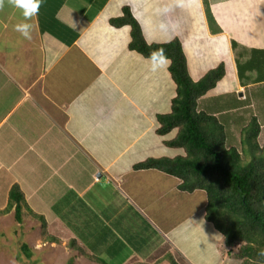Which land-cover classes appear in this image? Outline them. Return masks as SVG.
Masks as SVG:
<instances>
[{"label":"crops","instance_id":"crops-1","mask_svg":"<svg viewBox=\"0 0 264 264\" xmlns=\"http://www.w3.org/2000/svg\"><path fill=\"white\" fill-rule=\"evenodd\" d=\"M123 6L147 42L179 39L193 80L217 64L193 68L207 44L224 74L196 108L215 115L226 138L238 141L255 115L264 142V0H43L31 40L14 30L22 16L6 6L0 12V197L4 203L5 188L17 182L29 207L44 216L47 234L80 242L96 263L161 264L165 252L175 257L200 248L199 236L182 232L190 222H209L202 190L184 192L174 176L131 168L180 149L164 144L175 130L155 131V115L169 111L174 95L168 70L151 71L147 57L128 48L129 26L109 22ZM39 179L44 197L31 187ZM225 258L222 252L218 264Z\"/></svg>","mask_w":264,"mask_h":264},{"label":"trees","instance_id":"trees-1","mask_svg":"<svg viewBox=\"0 0 264 264\" xmlns=\"http://www.w3.org/2000/svg\"><path fill=\"white\" fill-rule=\"evenodd\" d=\"M121 10L122 13L109 22L114 26H129L128 48L148 57L152 50L163 47L171 59L167 70L174 83V95L169 111L155 115V131L165 135L175 130L164 144L180 149L175 156H148L132 163L131 168L156 169L174 176L178 179L177 188L184 192L202 190L205 195L203 218L221 236L226 255L238 260V264H264V257L259 256L264 249V142L260 144L261 128L256 116L252 115L241 128L239 147L226 146L223 123L215 115L196 108L197 99L224 74L223 62L193 80L178 38L147 42L129 8L123 6ZM8 212H12L17 228V224H22L31 214L37 220L39 231L55 241L54 235L47 234L44 216L29 207L17 182L9 186L6 203L0 208V215ZM13 231L17 234L16 228ZM68 243L79 254L91 257L74 239H69ZM21 245L25 251L29 249L25 242ZM26 254L30 256L29 251ZM164 260L168 264H180L170 252H165L157 262Z\"/></svg>","mask_w":264,"mask_h":264},{"label":"rangeland","instance_id":"rangeland-1","mask_svg":"<svg viewBox=\"0 0 264 264\" xmlns=\"http://www.w3.org/2000/svg\"><path fill=\"white\" fill-rule=\"evenodd\" d=\"M153 11L154 10H152V12ZM150 20H148L149 23ZM146 35L149 36L148 34ZM187 45H189V42H185V46ZM207 52L208 45L204 43L201 45L199 55V57L202 58L195 57L196 60L193 61V68L196 67L195 65H197L198 62L200 67L198 71H200L201 69L204 71V69L212 65V63L219 62L220 57L208 56ZM203 55H206V57H203ZM189 63L191 68L190 59ZM235 132L236 134L238 133V131ZM227 140V144H234L239 147L238 137H229L227 138ZM260 144L262 143L260 142ZM25 170L26 169H24V171ZM32 179L33 181H35L33 175ZM40 182L41 179L33 183L31 182V187H33L32 189H35L34 191L38 195V197H44V194L47 190L45 189L44 185L42 186V184H40ZM4 194L5 201L4 203H2V197H0V206H4L6 203V188ZM200 199L201 197L195 200L199 201ZM32 204L34 205L35 210H37L36 208H39L38 206L40 205V203ZM32 218L30 214L28 218L26 217V219H23V221L21 222L24 223L23 225H20V223L17 224L19 225V228H17L14 227L15 223L13 222L12 212L3 213L0 215V264H107L105 262L96 263L94 258H97V256L95 255H91V257H89L85 255L82 256L81 254L80 256L78 250L73 249L67 242V239H65V237L61 233L51 232L52 234L56 235L58 239L52 244L49 243V239H47L45 234L39 231V225L35 221V217ZM189 224L190 226L185 229L187 231L185 232L182 230V234L187 235V237L199 236L202 246L200 248L194 249L190 247L183 250L182 254H175V258L180 264H204L203 262L205 258H209L206 264H218L221 259L222 252L226 256V258L224 259L225 264H238V260L226 255L227 249L222 246L221 237L220 240H217V237L220 235L210 223L209 225H207V227H205L203 223H200L199 226L194 225L193 222H190ZM15 228L17 234H14L13 230ZM209 229L212 230V232H209ZM177 238L178 237H175L174 239L173 237L172 241H175L177 243ZM22 242H25L29 249L27 248L26 251L22 249ZM76 244L78 245V247L81 246L80 242H76ZM165 244L167 246H163L170 249V244ZM235 246H233V248ZM28 251L30 253V256L26 254L28 253ZM162 264L168 263L166 262V260H164Z\"/></svg>","mask_w":264,"mask_h":264},{"label":"clouds","instance_id":"clouds-1","mask_svg":"<svg viewBox=\"0 0 264 264\" xmlns=\"http://www.w3.org/2000/svg\"><path fill=\"white\" fill-rule=\"evenodd\" d=\"M42 4L43 0H0V12H3L6 6L18 10L22 16V20L15 24L14 30L23 39L31 40L34 28L31 21L39 15ZM147 59L150 62V70L153 72L168 69L172 63L163 47L152 50ZM259 256L264 257V249L260 250Z\"/></svg>","mask_w":264,"mask_h":264},{"label":"bare ground","instance_id":"bare-ground-1","mask_svg":"<svg viewBox=\"0 0 264 264\" xmlns=\"http://www.w3.org/2000/svg\"><path fill=\"white\" fill-rule=\"evenodd\" d=\"M255 77H257V76H255ZM258 79H260V78H258ZM253 83H254V81H253ZM244 100V99H243Z\"/></svg>","mask_w":264,"mask_h":264}]
</instances>
